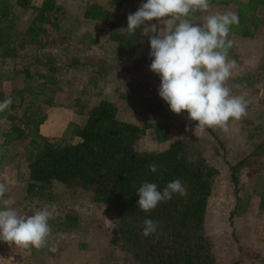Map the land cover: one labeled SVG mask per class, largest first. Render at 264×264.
<instances>
[{
  "label": "rangeland",
  "instance_id": "1",
  "mask_svg": "<svg viewBox=\"0 0 264 264\" xmlns=\"http://www.w3.org/2000/svg\"><path fill=\"white\" fill-rule=\"evenodd\" d=\"M112 1L58 0L62 7L58 17L61 29L50 28L41 41L44 48L32 44L21 53V58L0 57L4 69L16 68L18 72L15 81L0 82V99L12 100L14 93L22 89L27 66L34 74H50L44 64L50 63L56 65V72L52 74L53 83L48 86L55 85L59 92L53 106L43 107L47 113L46 134H53L65 143H76L78 138L70 133L69 126L84 124L92 106L109 100L117 106L120 120L150 126L135 144L137 151H161L177 139H190L219 171L205 221V234L212 243L218 264H264V207L261 205L264 197V23L251 39L232 33L228 36L234 47L228 58L235 60L238 67L226 86L232 95L245 99L247 114L239 121H230L227 133L219 128L201 132L195 129L198 122L189 120L186 111L179 115L173 113L158 94L161 81L150 70L152 58L149 56V37L155 33L144 34L143 27L134 35L127 31V16L146 0H115L122 2L121 6L113 5ZM41 2L33 0V5L39 7ZM94 3L109 7L113 32L106 26L100 30V22L83 18L86 8ZM227 12L237 13V8L210 4L209 11L198 12L192 22L202 24L208 15ZM17 14L16 32L21 43L34 10L17 9ZM258 15L264 18V8ZM151 23L156 24L157 31H163V22ZM114 32L126 39L117 41ZM34 81L44 82L36 76ZM158 125L169 128L163 142L156 136ZM8 127L9 123L0 119V128ZM29 145V139H25L9 147L6 155L4 149L0 152V156L7 158L3 166L6 170H0V181L5 178L12 187L0 199V209L6 207L4 200L11 198L12 207L21 217L47 209L53 218L48 247L25 250L6 242L15 248L19 264H136L122 248L119 221L114 212L105 203L95 202L92 191L69 188L57 181L48 192L31 189L26 160ZM246 158L240 172L239 196L242 201L249 198V205L230 220L236 195L229 164ZM53 245L55 252L49 251Z\"/></svg>",
  "mask_w": 264,
  "mask_h": 264
},
{
  "label": "trees",
  "instance_id": "2",
  "mask_svg": "<svg viewBox=\"0 0 264 264\" xmlns=\"http://www.w3.org/2000/svg\"><path fill=\"white\" fill-rule=\"evenodd\" d=\"M112 4L121 6L123 3L113 0ZM210 4L237 8L240 22L231 27L230 33L243 38H253L264 23V18L258 15L264 8V0H210ZM17 9L34 10L21 43L16 32ZM109 10L105 5L94 3L86 8L83 18L103 23L113 32ZM61 12L58 0H42L39 7L33 5V0H0V57L21 58V53L32 44L44 48L41 41L50 28L61 29L58 24ZM196 15L190 19L194 20ZM114 38L120 42L126 39L117 32H114ZM232 50L233 46L229 51ZM44 64L50 74H34L29 66L25 68L22 89L14 93L9 108L0 112V119L9 123L7 129L0 128V152L4 149L5 154L13 144L29 139L26 160L31 189L48 192L57 181L69 188L92 191L95 202L105 203L114 212L119 221L122 248L136 264H218L212 243L205 234L208 201L218 169L208 163L187 138L177 139L161 151H137L135 144L150 126L120 120L117 106L109 100H101L92 106L84 124L69 126L70 133L78 138L76 143L45 137L40 131L47 121L43 107L55 104L59 90L54 84L48 86L53 83L56 65ZM2 66L0 64V82L18 78L16 68L7 70ZM35 76L44 82L36 83ZM18 97L20 99L16 100ZM155 131L158 140L163 142L169 128L158 125ZM247 160L229 164L236 195L230 220L249 205V198L242 201L239 196L240 172ZM150 164L157 166L156 172L149 171ZM176 179L182 181L186 195L174 194L171 200L159 203L150 213L137 206V189L142 183H155L158 190L163 191ZM261 205L264 207V197ZM145 219L157 222L156 234L143 235L141 225Z\"/></svg>",
  "mask_w": 264,
  "mask_h": 264
},
{
  "label": "clouds",
  "instance_id": "3",
  "mask_svg": "<svg viewBox=\"0 0 264 264\" xmlns=\"http://www.w3.org/2000/svg\"><path fill=\"white\" fill-rule=\"evenodd\" d=\"M210 0H146L136 12L127 16V31L135 34L143 27L149 37L152 58L150 70L160 77L159 96L179 115L186 111L191 121L198 122L195 129L204 132L208 128L229 131L230 121H239L247 114V102L243 97L231 94L227 81L238 65L228 58L233 41L228 39L233 25H239L235 12L211 14L206 22L193 23L195 13L208 12ZM163 22V31L156 24ZM11 99L0 102V112L11 105ZM189 129L186 128V131ZM156 172L155 164L148 165ZM9 189L0 183V199ZM174 194L186 195L181 180L167 184L163 191L155 183L145 181L137 189V206L150 213L161 202H168ZM0 209V241L16 247L37 250L48 247L51 233L50 219L53 213L47 209L21 217L12 207L14 200H4ZM145 237L158 232L157 222L145 219L141 225ZM49 251L55 252V246Z\"/></svg>",
  "mask_w": 264,
  "mask_h": 264
},
{
  "label": "built area",
  "instance_id": "4",
  "mask_svg": "<svg viewBox=\"0 0 264 264\" xmlns=\"http://www.w3.org/2000/svg\"><path fill=\"white\" fill-rule=\"evenodd\" d=\"M18 260L15 248L5 241H0V264H17Z\"/></svg>",
  "mask_w": 264,
  "mask_h": 264
},
{
  "label": "crops",
  "instance_id": "5",
  "mask_svg": "<svg viewBox=\"0 0 264 264\" xmlns=\"http://www.w3.org/2000/svg\"><path fill=\"white\" fill-rule=\"evenodd\" d=\"M99 25H100V30H102V29H104V26H106L107 27V25H105V24H103V23H99ZM115 30V29H114ZM96 105V104H95ZM47 124V123H46ZM46 124L44 123L42 126H41V128H40V131H41V133L44 135V136H47V137H52V138H55V136L53 135V134H46L45 133V127H46ZM7 153H8V151H7ZM7 153H5L4 155H6ZM7 159V158H6ZM6 159H5V156L4 157H2V156H0V170L3 172V170H6L3 166L5 165V161H6ZM28 166V165H27ZM13 170V169H12ZM16 169H14L13 171H15ZM9 171H11V170H8L7 172H9ZM10 173H12V172H10ZM10 173H6V174H10ZM5 175V174H4ZM11 175V174H10ZM0 183H4V184H6V186L8 187V189H9V191H11V189H12V187H11V185L5 180V178H4V181L2 180V181H0ZM18 259H19V256H18ZM17 264H19V260H18V263Z\"/></svg>",
  "mask_w": 264,
  "mask_h": 264
}]
</instances>
